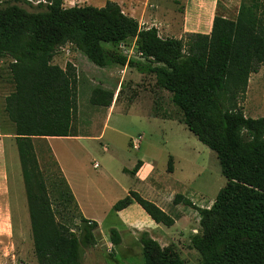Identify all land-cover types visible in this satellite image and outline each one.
I'll use <instances>...</instances> for the list:
<instances>
[{"label":"trees","instance_id":"trees-1","mask_svg":"<svg viewBox=\"0 0 264 264\" xmlns=\"http://www.w3.org/2000/svg\"><path fill=\"white\" fill-rule=\"evenodd\" d=\"M130 43L137 59L116 52ZM67 44L97 67L127 66L152 75L155 86L170 94L181 123L216 154L226 184L212 205L196 207L181 194L172 200L199 215V232L190 244L200 264H264V114L250 118L242 108L250 75L264 66V0H241L235 19L215 14L208 34L179 39L162 38L157 28L140 25L113 1L68 8L63 0L36 7L25 0L0 1V59L11 60L13 86L3 113L14 126L37 264H82L84 250L97 245V223L82 216L56 161L57 174L43 175L33 144L77 136L76 76L70 65L52 63ZM113 97L114 91L95 87L89 103L107 109ZM141 166L137 161L123 172L133 177ZM172 171L169 158L167 172ZM132 203L156 224L169 228L177 219L135 191L113 210ZM109 239L113 246L121 242L115 229ZM139 242L141 264H184L173 246L161 247L146 232Z\"/></svg>","mask_w":264,"mask_h":264},{"label":"rangeland","instance_id":"rangeland-1","mask_svg":"<svg viewBox=\"0 0 264 264\" xmlns=\"http://www.w3.org/2000/svg\"><path fill=\"white\" fill-rule=\"evenodd\" d=\"M25 1L34 7L39 2H45ZM105 1L107 0H63V6H99ZM140 1L136 10L145 18L151 16L146 21L147 25L142 24L143 26L157 28L162 38L179 39L186 33L210 32L215 14L235 19L241 0H218L214 10L210 9L208 0ZM116 52L137 59L131 43L121 45ZM10 62L8 58L0 59L2 102L13 90L8 70ZM52 63L61 68L70 65L76 76L77 109L72 120V132L88 139L78 144L65 138H56L58 140L51 141L50 147L53 154L55 151L68 166L77 168L90 181L92 187L89 195H94L90 197L93 204L88 211L100 217V226L95 234L99 248L84 250L82 264L143 262L140 243L136 244L139 249L130 245L131 250L121 254L118 249L114 251L113 247L106 248L108 231L117 225L110 212L111 200L119 197L129 187L141 190L142 196L146 195L142 183H135L132 178L121 175L119 170L121 167H133L137 154L155 165L148 180L147 193L178 221L176 226L170 228L158 225L160 229H153L152 235L158 237L161 246H173L184 264H200V255L190 244L191 236L199 232V215L191 207L173 205L172 200L175 195L181 194L196 207L208 208L212 205L217 193L226 184L216 154L198 142L181 123V114L172 104L170 94L155 86L152 75L144 74L138 79L134 74H128L127 79L119 85L122 76L118 70L120 66L97 67L69 44L57 50ZM95 87L114 91L109 108H98L89 103ZM242 108L247 117L263 116L264 66L250 75ZM112 112L115 113L106 127L105 117ZM11 127L4 118L3 125H0V136H3L0 150H5L9 182L8 191L0 197V264H37L17 147L5 135ZM33 144L43 175L57 174L48 141L34 139ZM170 156H175L176 159ZM169 158H172V173L167 172ZM167 184H170L168 187L172 191L167 189ZM122 235L126 237V234ZM132 236L134 240L139 238V234Z\"/></svg>","mask_w":264,"mask_h":264},{"label":"crops","instance_id":"crops-1","mask_svg":"<svg viewBox=\"0 0 264 264\" xmlns=\"http://www.w3.org/2000/svg\"><path fill=\"white\" fill-rule=\"evenodd\" d=\"M107 1L116 2L120 6L122 12L125 15H128L132 18H135L139 22L140 25H142V24L147 25L146 21L151 19V16H147V18H145L143 14H140L136 10V9H138V4H140V2H141L140 0H107ZM217 1L218 0H208L207 4H209L210 9H213V10L216 9ZM105 3H106V1L99 6H96V5H94V6L103 7L105 5ZM87 6H92V5H87ZM118 70L120 72V75H122V76H120L119 85H121L124 82V80L127 79L128 74L129 75L134 74L136 76V78H138V79L140 77L144 76V74H140L135 69L129 68L127 66L120 67ZM154 83H155V80H154ZM3 100H4V98H3ZM114 113L113 112L109 113L105 117V125L104 126L107 127L109 125V123L111 122V120L113 118ZM4 118L7 119V117L3 113V102L0 99V125L1 124L3 125ZM7 121L12 127L10 128V131L8 132V134H5V135L8 136L10 138V140H12V144H13L15 142L14 126L8 119H7ZM2 138H3V136H0V144L2 143L1 142ZM87 139H88V137L82 136V135H77L76 137L65 138V140L74 141V142H77L78 144L83 143ZM45 140L48 141L49 149H50V151H51V153H52L63 177L65 178V180H66V182H67V184L71 190V193L75 199V202H76L78 209L81 212L82 216L87 220H91V221L96 222L97 223L96 229L99 228V226H100V219L99 218L100 217L94 216V215L90 214L88 211L90 206L93 204L92 199H90V197L94 195V194L89 195L90 194L89 191L92 187L90 181L87 179L86 176H84L82 174V172H80V171L78 172L77 168H72L71 166H68L66 161L64 162V160H62V158L59 155H57L55 151L53 154V151L50 147V142L53 140H58V139H56V138H45ZM59 140H61V139H59ZM15 146H16V143H15ZM139 150H140V147H139ZM170 157H174V159H176L175 156H170ZM18 161H19V158H18ZM137 161H141L142 166L140 167V169L138 170V172L136 173L135 176L130 177L128 174L123 172V169H126L128 171L132 170L133 167L135 166V164L137 163ZM19 164H20V162H19ZM95 166H96V163L94 165V168H95ZM133 167H131V168L121 167L119 170L121 171L120 172L121 175L123 174V175H126V176L132 178L135 181V183H138V184L142 183L143 184V189H145V194H146V195H144L145 197L141 195V193H142L141 190L136 189V188H134V190H133L129 187V188H126L122 191L123 195L121 194L119 197L114 198L109 203L110 212L113 213V215L116 219V223H117V225L111 227L110 229H115L118 232L120 239H121V242L119 245L113 246L110 242V239H109L106 248L108 249V247H113L114 251H117V249H118V252L120 254L123 252L130 251L131 250L130 245L139 249V247L136 246L137 243H140L139 238L138 239L136 238L134 240L132 234H139V236H140L141 233L146 232V233H148V235L153 240L158 242V244L161 246V244L159 243L158 237H154L152 235L153 229H160L158 227V225H161V224H156L153 220H151L150 217L140 208V206L138 204L132 203L130 206H128L127 208H125L119 212H115L113 210V205L117 201L124 198L128 194L129 191H135V192L139 193L143 198H145V199L148 198L147 200L155 203L159 208H161L163 211H165V209L162 208L160 203L157 200H155L154 198H152L147 193V190H146V188L148 187V180L151 177V175L153 174V171L155 169L154 163L150 162L149 159L142 157L140 154H137L136 162L134 163ZM20 170H21V167H20ZM104 173H105V175H107L106 172H104ZM21 177H22V174H21ZM108 180H111V179H108ZM8 182H9L8 168H7L5 150L1 149L0 150V197L4 196L5 192L8 191ZM22 182H23V179H22ZM168 185H170V184H167V186H166L167 189H169ZM170 191H172V190H170ZM8 211H9V213H11L10 210H8ZM177 222L178 221H175L173 226H176ZM21 229H24V228H21ZM96 229L94 230V236L96 234ZM108 234H109V231H108ZM122 234H126V237H123ZM128 241L130 244L128 243ZM98 243L99 242L97 241V245L95 247L99 248ZM161 247H163V246H161Z\"/></svg>","mask_w":264,"mask_h":264},{"label":"built area","instance_id":"built-area-1","mask_svg":"<svg viewBox=\"0 0 264 264\" xmlns=\"http://www.w3.org/2000/svg\"><path fill=\"white\" fill-rule=\"evenodd\" d=\"M37 5V4H36ZM96 167V166H95Z\"/></svg>","mask_w":264,"mask_h":264}]
</instances>
